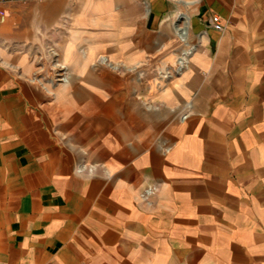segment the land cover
<instances>
[{"label": "crops", "instance_id": "1", "mask_svg": "<svg viewBox=\"0 0 264 264\" xmlns=\"http://www.w3.org/2000/svg\"><path fill=\"white\" fill-rule=\"evenodd\" d=\"M0 264H264V0L0 2Z\"/></svg>", "mask_w": 264, "mask_h": 264}, {"label": "built area", "instance_id": "2", "mask_svg": "<svg viewBox=\"0 0 264 264\" xmlns=\"http://www.w3.org/2000/svg\"><path fill=\"white\" fill-rule=\"evenodd\" d=\"M3 1H6V0H0V2H3ZM210 22L211 24L216 28V29H219V30H222L224 28V25L223 23H221L217 17L215 16H211L210 17ZM186 52L182 53L179 55L178 59L176 60V64H175V68L177 70H180L182 67L185 66L186 64V61H183L184 60V56H186ZM153 191V189L151 187H148L146 188L144 191H143V194L146 196L148 194H150L151 192Z\"/></svg>", "mask_w": 264, "mask_h": 264}, {"label": "rangeland", "instance_id": "3", "mask_svg": "<svg viewBox=\"0 0 264 264\" xmlns=\"http://www.w3.org/2000/svg\"><path fill=\"white\" fill-rule=\"evenodd\" d=\"M55 62H57L56 60H54V59H52V61H51V70L53 69V67L55 68V66H54V63ZM38 63V65H37V73H36V76H42V74H43V72H44V67L42 66V61H39V62H37ZM40 66H42L41 68H40ZM49 67V66H48ZM61 70H64V69H61ZM57 77H62V76H57Z\"/></svg>", "mask_w": 264, "mask_h": 264}, {"label": "bare ground", "instance_id": "4", "mask_svg": "<svg viewBox=\"0 0 264 264\" xmlns=\"http://www.w3.org/2000/svg\"><path fill=\"white\" fill-rule=\"evenodd\" d=\"M176 29H177V31L179 32V35H180V36H185V32L182 31V29L179 28L177 25H176ZM183 61H186V62H187V56H184V60H183Z\"/></svg>", "mask_w": 264, "mask_h": 264}]
</instances>
